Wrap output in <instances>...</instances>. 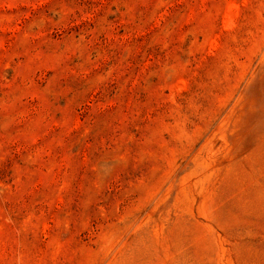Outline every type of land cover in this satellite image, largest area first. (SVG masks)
Returning <instances> with one entry per match:
<instances>
[{"label": "rangeland", "instance_id": "374dc122", "mask_svg": "<svg viewBox=\"0 0 264 264\" xmlns=\"http://www.w3.org/2000/svg\"><path fill=\"white\" fill-rule=\"evenodd\" d=\"M0 264H264V0H0Z\"/></svg>", "mask_w": 264, "mask_h": 264}]
</instances>
